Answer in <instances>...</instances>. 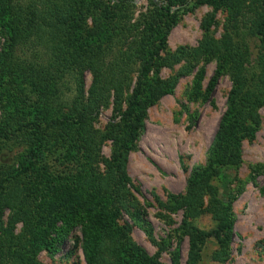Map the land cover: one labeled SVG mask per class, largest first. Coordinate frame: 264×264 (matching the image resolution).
<instances>
[{
  "label": "trees",
  "instance_id": "16d2710c",
  "mask_svg": "<svg viewBox=\"0 0 264 264\" xmlns=\"http://www.w3.org/2000/svg\"><path fill=\"white\" fill-rule=\"evenodd\" d=\"M203 1L207 0L194 3ZM216 1L230 13L222 37L216 39L209 34L215 20L209 13L202 22L205 35L198 47L164 56L170 28L182 10L193 7L189 0L155 3V13L167 16L165 26L155 13L131 22L126 9L134 6L135 0H116L113 4L110 0H0V35L4 39L0 48V99L7 94L11 96L10 87L21 94L18 101H10L0 120V152L5 147L27 145L26 156L21 158V168L16 174L0 160V264H43L37 260L38 250L45 247L55 252L61 242L53 236V231L58 230L56 216L33 219L28 208L29 182L17 185L20 174L32 169L40 155L54 145L71 148L82 145L90 166L100 161L105 165L104 171H91L95 185L89 188L92 193L78 199L88 218L84 243L87 263L162 264L135 244L128 225L117 222L123 210L139 222L144 218L129 187V156L145 127L149 106L171 92L178 76L190 72L203 56L218 61L208 92L214 90L222 73L231 76L228 109L209 149L207 164L196 167L186 192L171 194L165 206L171 211L183 208L187 217H195L202 212L208 195L217 227L205 231L191 222L182 225L181 233L190 237L187 264H199L202 247L211 236L220 243L213 259L227 260L235 224L232 204L236 197L222 202L213 181L224 167L242 162V142L245 138L254 139L261 123L264 0ZM187 2L183 8L172 9ZM89 21L94 25L91 29L87 27ZM114 22L116 26L111 33L101 36L103 26ZM86 29L87 39L93 38L84 41ZM98 35L100 39L95 41ZM182 58L190 60L183 71L167 80L160 79L161 68ZM134 64H139L138 77L127 97L126 109L120 110L119 120L111 123L106 132H100L91 123L112 95L119 106L126 100ZM87 70L93 73L89 97L84 80ZM68 78L75 83L72 102L64 98ZM29 92L35 99L31 104L23 99ZM106 139L113 140L112 154L102 159L100 152ZM101 198L108 199V211L102 209ZM6 210L10 211L7 227L3 226ZM20 221L24 225L17 234L15 229ZM174 264H180L178 253H174Z\"/></svg>",
  "mask_w": 264,
  "mask_h": 264
},
{
  "label": "rangeland",
  "instance_id": "374dc122",
  "mask_svg": "<svg viewBox=\"0 0 264 264\" xmlns=\"http://www.w3.org/2000/svg\"><path fill=\"white\" fill-rule=\"evenodd\" d=\"M189 1L193 7L182 10L177 22L170 28L167 44L162 52L164 56L172 55L179 49L198 47L205 35L202 22L209 13L215 17L209 34L216 39L224 34L230 17L226 6L216 0L197 4L194 3L195 0ZM110 2L113 4L116 0ZM156 2L160 5V0H135L134 6L126 9L127 17H131V22L136 23L145 14L155 13ZM188 3L174 5L172 9L183 8ZM157 13L156 19L165 26L167 16H159ZM115 26V22L104 25L105 30L100 35L111 33ZM87 27L91 29L94 25L89 21ZM88 29L83 33L84 41L93 38L88 36L87 39ZM94 38L97 41L100 36ZM3 42L0 35V48ZM189 62L190 60L182 58L172 66L161 68L160 79L167 80L178 75ZM217 66L216 58L203 56L190 72L178 76L173 90L161 96L147 109L145 127L129 156V187L136 198L133 201L137 203L144 218L139 222L123 210L117 222L121 226L128 225L129 236L135 244L162 264H174V253L179 254L180 264H187L190 237L181 233L184 223L191 222L205 231L217 227V221L211 212L213 204L208 195L204 198L202 212L195 217H187L183 208L171 211L165 206L171 194L186 192L193 170L207 164L209 149L228 109L233 86L230 74L222 73L214 90L207 91L209 80L215 75ZM138 68L139 64L131 67V86L125 92L126 100L119 106L112 95L109 103L100 107L91 123L93 128L106 132L111 123L119 120L120 110L126 109L127 97L136 83ZM152 74L153 72L151 76ZM68 80L64 98L72 102L76 95L75 83L71 78ZM84 80L86 97H89L93 73L87 70ZM10 89L11 96L7 94L0 99V120L10 101L14 99L16 102L21 97L16 88ZM27 94L23 99L28 104L33 103V94ZM259 114L261 123L254 139L245 138L242 142V162L224 167L221 175L213 181L219 189V199L222 202L227 203L231 196L236 197L232 204L235 224L227 260L221 262L213 259L220 243L216 237L211 236L202 247L199 264H264V106L259 109ZM112 146V139L104 141L100 152L102 159L111 157ZM26 152V144L14 148L5 147L0 152V160L16 174ZM104 169L105 165L101 161L92 166L88 164L82 145L76 148L54 145L40 155L32 169L20 174L17 185L29 182L28 208L31 209L33 219H38L41 215H55L57 218L55 225L58 230L53 231V236L59 237L61 242L55 252L45 247L38 250L36 257L41 263L88 264L84 250L88 218L84 207L79 206L78 199L87 192L92 193L89 190L94 185L91 171ZM100 202L102 209L108 211V199L101 198ZM9 216L10 211L6 210L3 217L5 227ZM23 225L24 222H18L15 229L17 234L22 231Z\"/></svg>",
  "mask_w": 264,
  "mask_h": 264
}]
</instances>
